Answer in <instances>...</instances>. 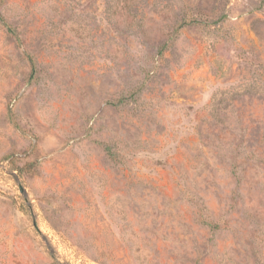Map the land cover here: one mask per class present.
Listing matches in <instances>:
<instances>
[{"label":"rangeland","instance_id":"1","mask_svg":"<svg viewBox=\"0 0 264 264\" xmlns=\"http://www.w3.org/2000/svg\"><path fill=\"white\" fill-rule=\"evenodd\" d=\"M0 264H264V0H0Z\"/></svg>","mask_w":264,"mask_h":264}]
</instances>
